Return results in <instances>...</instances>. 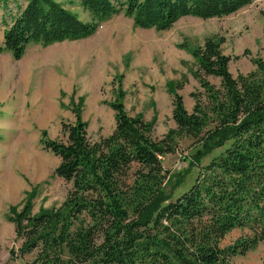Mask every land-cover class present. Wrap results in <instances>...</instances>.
I'll list each match as a JSON object with an SVG mask.
<instances>
[{
    "label": "trees",
    "instance_id": "obj_1",
    "mask_svg": "<svg viewBox=\"0 0 264 264\" xmlns=\"http://www.w3.org/2000/svg\"><path fill=\"white\" fill-rule=\"evenodd\" d=\"M78 1L91 21L54 0H25L3 24L0 54L18 60L32 44L87 38L113 15L131 19L135 28L165 31L183 17L229 16L255 0ZM223 42L208 37L190 49L200 90L190 94L188 112L177 93L182 84L168 86L175 128L161 138L153 137L151 122L126 113L121 79L109 103L110 135L90 140L78 109L73 123H61L64 139L42 132V148L58 159L53 175L70 189L58 207L34 213L26 201L10 211L18 254L30 256L28 264H231L264 244V58L252 59L251 72L233 77ZM183 139L196 147L197 174L172 199L163 190L168 173L162 159ZM234 230L240 237L222 245Z\"/></svg>",
    "mask_w": 264,
    "mask_h": 264
},
{
    "label": "rangeland",
    "instance_id": "obj_2",
    "mask_svg": "<svg viewBox=\"0 0 264 264\" xmlns=\"http://www.w3.org/2000/svg\"><path fill=\"white\" fill-rule=\"evenodd\" d=\"M7 1L5 5L0 0V43L3 24H9L25 4V0ZM54 1L81 21H91L78 0ZM215 36L224 40L221 50L231 57L232 76L251 72V60L264 58V0L220 18L183 17L165 31L135 28L131 19L113 15L87 38L32 44L18 60L9 52L0 54V264L31 261L18 254L20 242L8 219L10 211H20L26 201L34 213L58 207L70 189L69 183L53 175L58 159L42 148V132L50 140L64 139L61 123H73V109H78L90 140L110 135L114 114L109 103L114 99L113 86L121 79L126 113L151 122L153 137L161 138L175 128L168 86L182 84L177 93L190 112L194 104L190 94L200 90L192 76L196 65L190 49ZM207 81L219 85L217 78ZM195 151L192 141L183 139L174 154L162 159L168 173L163 190L172 199L194 181ZM210 158L201 163L206 165ZM240 235L232 231L222 245ZM263 257L261 243L231 264H261Z\"/></svg>",
    "mask_w": 264,
    "mask_h": 264
}]
</instances>
